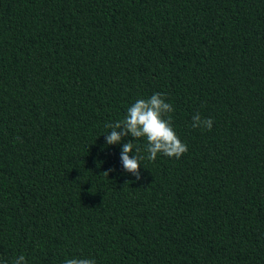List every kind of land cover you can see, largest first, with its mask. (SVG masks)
<instances>
[{"label":"trees","instance_id":"16d2710c","mask_svg":"<svg viewBox=\"0 0 264 264\" xmlns=\"http://www.w3.org/2000/svg\"><path fill=\"white\" fill-rule=\"evenodd\" d=\"M157 92L188 150L134 140L137 180L105 125ZM20 255L264 264V0H0V264Z\"/></svg>","mask_w":264,"mask_h":264},{"label":"clouds","instance_id":"9594fccd","mask_svg":"<svg viewBox=\"0 0 264 264\" xmlns=\"http://www.w3.org/2000/svg\"><path fill=\"white\" fill-rule=\"evenodd\" d=\"M173 107L166 102L164 93H153L150 97L137 99L127 109V114L122 120L115 123L106 124L110 129L105 133V142L107 145L119 144L124 137L130 136L132 139L123 143L120 151V161L123 169L131 173L137 180L140 179L141 161L145 159L140 155V148L134 144V140L146 138L148 153L147 159L155 161L158 154L177 159L187 152L188 147L183 143L172 125ZM213 120L211 118L201 119L199 113L192 117V127H202L211 130ZM129 153H132L130 156ZM109 169L104 172L106 176ZM14 264H26L25 257L20 255L15 259ZM63 264H96L91 258H70L65 259Z\"/></svg>","mask_w":264,"mask_h":264}]
</instances>
